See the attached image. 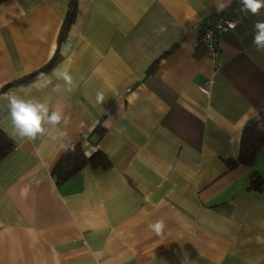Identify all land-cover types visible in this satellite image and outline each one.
Masks as SVG:
<instances>
[{
	"label": "crops",
	"instance_id": "obj_1",
	"mask_svg": "<svg viewBox=\"0 0 264 264\" xmlns=\"http://www.w3.org/2000/svg\"><path fill=\"white\" fill-rule=\"evenodd\" d=\"M224 2L76 0L64 30L70 0H0V129L15 143L0 162V264H264V153L229 167L264 110V52L252 44L264 9L231 0L217 12ZM217 14L237 24L218 35L215 69L199 35ZM63 66L71 93L53 90ZM13 94L62 106L70 123L13 138ZM77 144L109 167L56 184ZM158 219L160 236L147 228Z\"/></svg>",
	"mask_w": 264,
	"mask_h": 264
},
{
	"label": "clouds",
	"instance_id": "obj_2",
	"mask_svg": "<svg viewBox=\"0 0 264 264\" xmlns=\"http://www.w3.org/2000/svg\"><path fill=\"white\" fill-rule=\"evenodd\" d=\"M230 3L231 0H226L224 3H216V11L222 12L230 6ZM240 4L241 12L245 14L260 15L261 10L264 9V0H240ZM233 27H235V23H233ZM253 27L252 44L257 51L264 52V20H258ZM166 30V26L161 25L155 31L160 35ZM53 75L58 81L62 82L55 85L54 91L73 92L75 81L71 74L70 66H63L55 70ZM50 82V80H45L44 85ZM4 99L7 101L8 114L12 125L11 135L13 138L34 141L46 135L48 131L47 126H67L70 123V117L65 114L64 109L60 105L50 108L47 101H41L35 96L23 97L13 94L5 96ZM104 101V93L97 91L95 103L102 105ZM147 228L151 233L160 236L164 232L166 224L163 219H158L154 222H149Z\"/></svg>",
	"mask_w": 264,
	"mask_h": 264
},
{
	"label": "trees",
	"instance_id": "obj_3",
	"mask_svg": "<svg viewBox=\"0 0 264 264\" xmlns=\"http://www.w3.org/2000/svg\"><path fill=\"white\" fill-rule=\"evenodd\" d=\"M75 5L76 0H70L69 16L63 29H66L68 22L72 20ZM4 89L5 88H3L0 93H2ZM95 131L97 132V138L99 139L104 129L101 126H98ZM14 148V141L0 129V162L7 157ZM258 153H264V110H262L255 118L248 121L244 126L238 157L235 161L233 160L229 162V167L232 168L239 164L250 166ZM85 166L106 169L109 167V161L100 151L94 152L91 156L86 157L83 147L80 144H77L69 147L65 151L53 169L52 176L55 179L56 184H60L68 180L72 175ZM258 182V179H252V187L258 189Z\"/></svg>",
	"mask_w": 264,
	"mask_h": 264
},
{
	"label": "built area",
	"instance_id": "obj_4",
	"mask_svg": "<svg viewBox=\"0 0 264 264\" xmlns=\"http://www.w3.org/2000/svg\"><path fill=\"white\" fill-rule=\"evenodd\" d=\"M233 23H235L236 26L237 21L233 18L217 14L216 21L205 26L199 35V44L206 50L208 59L215 69L218 68V35L233 30L235 28L233 27ZM210 85L211 81H206L204 85L200 87L201 93L208 95Z\"/></svg>",
	"mask_w": 264,
	"mask_h": 264
}]
</instances>
